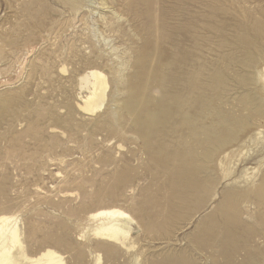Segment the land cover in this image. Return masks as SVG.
Wrapping results in <instances>:
<instances>
[{
    "label": "rangeland",
    "instance_id": "374dc122",
    "mask_svg": "<svg viewBox=\"0 0 264 264\" xmlns=\"http://www.w3.org/2000/svg\"><path fill=\"white\" fill-rule=\"evenodd\" d=\"M2 215L30 259L264 264V0H0Z\"/></svg>",
    "mask_w": 264,
    "mask_h": 264
},
{
    "label": "bare ground",
    "instance_id": "6f19581e",
    "mask_svg": "<svg viewBox=\"0 0 264 264\" xmlns=\"http://www.w3.org/2000/svg\"><path fill=\"white\" fill-rule=\"evenodd\" d=\"M260 73L262 74V72ZM90 76L91 82L90 84L88 83L90 87L89 94L81 100V105H79V103L78 105L79 108L83 111L93 113L96 109L100 108V103H98V100H100V98L103 96V91L105 89V85L107 84H105V76L103 77L100 73H98V71L96 72L92 70ZM86 81H88V78ZM86 88H88L87 85ZM117 107L118 104L114 102V105L110 106V110H114ZM94 213L95 214L91 213L90 216L88 214V217L93 221L98 218L104 217V221H102V219V222L100 221V224H98V222L97 224L99 226L94 229L95 236H100L106 242H110L124 247L121 239L123 237L121 236L128 235L126 234V232L129 230L131 223L134 221V218H131L122 211L115 209H109V211L104 210L98 213ZM12 220V217L3 215L0 216V264H62V260L58 255L55 254L56 252L54 253L46 248V251L40 253L35 259L27 258L23 247V242L21 240L22 234L20 230L16 227V225L12 223Z\"/></svg>",
    "mask_w": 264,
    "mask_h": 264
}]
</instances>
